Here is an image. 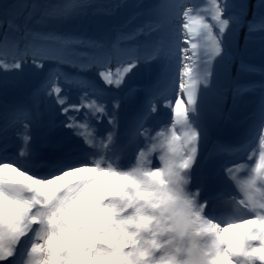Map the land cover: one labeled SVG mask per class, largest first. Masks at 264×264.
Returning a JSON list of instances; mask_svg holds the SVG:
<instances>
[{
  "label": "clouds",
  "instance_id": "9594fccd",
  "mask_svg": "<svg viewBox=\"0 0 264 264\" xmlns=\"http://www.w3.org/2000/svg\"><path fill=\"white\" fill-rule=\"evenodd\" d=\"M194 135L173 114L126 166L106 144L43 175L31 161L0 163V232L28 238L23 264H264L253 239L264 236V141L229 175L226 209L209 215L189 187Z\"/></svg>",
  "mask_w": 264,
  "mask_h": 264
},
{
  "label": "rangeland",
  "instance_id": "374dc122",
  "mask_svg": "<svg viewBox=\"0 0 264 264\" xmlns=\"http://www.w3.org/2000/svg\"><path fill=\"white\" fill-rule=\"evenodd\" d=\"M252 1L253 4L257 5L255 7L258 12H253L249 20L247 18L252 10ZM47 2L48 0H20L17 2L11 0L10 7L6 12L7 16L5 17V13L0 16V19L5 21L3 26H0V36L3 32L8 31L7 20L9 19H12L21 29L39 35L35 38L29 36L27 39H20L19 33L10 31V39L7 44H4V41L0 39V44H4L5 47V55L0 62H12V56L16 51L23 52L26 45L30 48L41 45L55 48L65 60L71 62L59 63L56 60L45 59L42 61L43 68H37L32 63L31 55H29L26 57L23 72H7L9 77L18 76V78L9 85L6 91L0 89V125L3 124L0 127V152H4L7 148H19L21 146L25 125H27L29 133L36 132L37 126L28 118L29 109L36 112L32 115H36L37 124L40 122L49 129V125L45 124L49 123V119L44 120V117L47 116L48 111L52 113L57 107H60L54 103L55 94L52 97H47L45 94L42 97L33 98L32 93L38 85L44 82L50 72L58 71L61 74L58 81L59 86L62 87V94L66 93L70 101L79 103L84 91H88L92 93L89 99H96L98 103L104 105L109 113L114 115L118 109L114 110L112 107L114 101L107 98V88L123 93L124 90L135 87L136 84L142 85L146 76L151 77L153 67L161 62L160 56L155 51L156 48L161 45L167 47L170 34H174L177 28L180 33V42L188 51L187 53L182 51L179 53L182 63L176 65L177 70L173 74L175 95H180L182 99H186L179 89V69L183 67L184 63L195 70L203 69L211 61L212 75L209 85L207 88H204L203 85L200 86L197 113L192 117L193 122L204 133L200 142L205 140L204 145L208 142L209 146H215L224 151L222 146L218 147L209 141L211 138L207 139V132L219 136L233 131L239 121L242 120L241 114L252 115L250 111L253 104L260 97L262 98V94L264 95V24H262L264 23V0H251V2L239 7L232 5V0H215V4H221V6L225 2L222 17L229 20V25L222 36L220 56H214L211 43L205 44L201 38L204 25L208 26V30L213 35L219 34L220 25L214 19L216 8L213 0H167L170 4L184 5L192 9L188 21L192 29L191 32L182 26L184 21L182 11L179 19H177L175 16H167L159 10V5L165 3L166 0H89L85 1L86 3L83 4L85 6L82 5L78 10L73 9L67 14H63L65 10L55 13L54 24L50 22L47 24L45 22L46 17H44L46 14L41 12V6L46 5ZM126 9H130V11L126 12ZM27 11L28 13L25 15ZM102 14L110 17L112 24L114 20L121 22L123 18H126L127 20L123 25L129 27L130 34L124 35L121 33V29L112 25L103 32L101 20L104 16ZM86 29L92 30V34L91 32L88 34ZM48 33L81 38L85 43L67 46L59 43L46 44L39 36ZM88 41L103 46L97 47L95 44L87 43ZM193 45L196 47L194 48ZM149 55L154 56V59L149 64H145L143 58ZM129 56H137L141 60L136 68L126 74L121 87L116 88L114 85L106 84L99 72L101 70L111 71L115 77L118 68L123 71V68L127 66L126 61ZM102 62H106L108 65L104 69L100 67ZM82 64L88 65V67L81 68L80 65ZM4 74L5 70H0V77H3ZM97 79L98 85L95 87ZM164 84V80L161 79L158 87L154 89L161 90L164 95L161 105L168 102L167 97L173 96L172 85L170 84L168 89H164ZM143 89L147 88L137 89L132 98L128 102H124L125 107L134 105L136 94ZM49 99L53 100L52 109L54 110L48 106L47 101ZM17 102L24 103L27 115L23 112L13 111V105ZM145 103L149 111L151 105L155 104L152 99ZM171 103L174 105V98ZM247 109L250 111H246ZM91 112L92 110L84 108L80 114L81 121L84 124L91 122L93 128L102 130L101 135H95L91 125L89 131L93 133L94 138L100 137L98 141L103 138V144H105L111 131L104 129L103 125L108 123L112 117L105 115L98 120L99 114L93 116ZM85 113H88L87 117H85ZM154 114H151V118ZM55 116L56 113L53 118ZM256 119L257 131L255 136H252V141L249 140L246 145L249 143L248 152L250 153L253 147L250 144L256 140V145L253 143L255 145L253 150L256 151L254 155L259 156L260 145L264 141V108L261 109L259 120ZM134 120L135 117L132 123ZM15 121L16 123H14ZM202 121L204 124L209 123L210 125L206 127L201 123ZM229 129L232 130L228 131ZM84 131L87 133L86 130Z\"/></svg>",
  "mask_w": 264,
  "mask_h": 264
},
{
  "label": "snow or ice",
  "instance_id": "6c2138e0",
  "mask_svg": "<svg viewBox=\"0 0 264 264\" xmlns=\"http://www.w3.org/2000/svg\"><path fill=\"white\" fill-rule=\"evenodd\" d=\"M215 4V0H213ZM224 5L215 4L216 13L214 19L220 25L219 34L213 35L211 31L208 30V26L204 25V31L201 38L204 40L205 44L211 43L213 48V55L220 56L222 52L221 41L222 36L225 33V29L229 25L228 19H222V14L224 12ZM10 5L0 3V14L7 12ZM119 7V5H117ZM70 9H65L63 14H67ZM159 10L167 16H175L179 19L180 12L183 13V28L191 32V27L189 24L190 14L192 9L184 5H174L167 2L159 5ZM5 23L4 20L0 19V26H3ZM264 24V23H262ZM8 31L3 32L0 39L4 41V44L9 42V32L16 31L20 34V39H27L29 36L35 38L39 34H34L29 32L26 29H21L12 19L7 20ZM39 38L47 43H59L62 45H71V44H82L85 43L81 38L67 36V35H58L56 33H48ZM89 44H95L97 47H102L103 45L97 44L93 41H88ZM4 44H0V61H2L3 56L5 55ZM15 46V44H13ZM195 48L196 46L193 45ZM156 53L160 56L161 62L158 66L159 77L164 80L165 87H168L169 84L173 87V96L167 97V103L165 108L170 113V118L175 114L176 122L187 126L194 131V139L198 143L204 135L202 129L198 128L197 125L193 122L192 117L197 113V106L199 102V93L200 86L203 85L204 88H207L209 85L211 72V61L203 69H191L187 63L183 64V67L179 69V89L182 96L186 99H182L180 95H175L174 92V77L173 74L177 70L176 65L182 63V58L179 53L182 51L187 53L188 49L183 47L180 42V33L179 29L175 30L174 34H170L169 43L167 47L161 45L156 48ZM31 55L32 63L36 65L37 68H43L42 61L45 59L56 60L59 63H70L71 61L65 60V58L59 54V52L52 47H45L43 45L39 47H29L25 46L23 52L19 50L12 56V62L4 63L0 62V70H5L3 77H0V89L7 90L9 85L14 82L17 77H9L7 72L17 71L23 72L24 64L26 63V57ZM144 63L149 64L153 61L154 56L149 55L144 57ZM186 59V57H185ZM141 58L137 56H129L127 58V66L123 68V71H120L119 68L115 73V77L111 71L101 70L99 72L100 77L104 80L106 84L114 85L116 88H120L124 83L126 74L130 73L132 69L136 68L140 63ZM39 62V63H38ZM108 65L106 62H102L100 67L102 69L106 68ZM81 68H86L88 65H80ZM60 75L58 71L50 72L48 77L44 80L43 83L38 85L35 91L32 93V97H42L46 94L47 97L54 96V103L59 105L60 114L64 117L59 123H53L49 127L47 133L46 145L52 149V155L49 157L50 160H56L57 163L53 165L55 170L60 168L70 167L73 164L78 163H87L88 157L96 154V143L93 139L92 133H85L84 128L88 127L82 121L78 119V114L81 113L82 109L88 108L92 110L91 114L97 117L98 120L102 119L103 116L108 115L112 117L109 119L108 123H115V117L113 113H109L102 103H98L96 99H89L92 93L84 91L83 95L80 97L79 103H72L68 95L62 94V87L59 86ZM65 79H67L65 77ZM137 92L135 87L129 88L127 92L122 97L115 98L113 102V109H118L121 103L128 102L134 93ZM174 98V105L171 103V100ZM148 101V95L145 96V102ZM48 106L52 109L53 100L49 99L47 101ZM54 110V109H52ZM14 112H23L27 115V109L24 103L17 102L13 105ZM159 107L156 104H152L150 111L148 110L146 103H141L137 106V111L135 114L134 123L137 127H144V121L151 119V114L158 113ZM75 113V115L73 114ZM85 117L88 116V113L84 114ZM169 122V121H168ZM167 123L156 124L145 128V134L150 139L152 131H155L156 127L161 125H167ZM64 129L69 131L65 132ZM95 135H101L100 131H96ZM83 137L81 140L80 138ZM107 141L109 142L108 147L112 146L113 135L109 133L107 136ZM103 144V138L100 142ZM36 137L29 133L27 130V125H25V131L22 134V143L21 146L14 153H8L6 150L0 152V163H9L21 165L24 161H33L36 158ZM75 162H71L72 160ZM208 207V202L205 201ZM207 210V209H206ZM259 239L262 246H264V236L258 235L253 237V239ZM28 238L22 237L20 232L9 231L7 233L0 232V264H23V257L25 253V248L27 245ZM250 245L246 243L244 247H249Z\"/></svg>",
  "mask_w": 264,
  "mask_h": 264
},
{
  "label": "bare ground",
  "instance_id": "6f19581e",
  "mask_svg": "<svg viewBox=\"0 0 264 264\" xmlns=\"http://www.w3.org/2000/svg\"><path fill=\"white\" fill-rule=\"evenodd\" d=\"M252 11H250V14H249V16L250 15H252ZM98 79L95 81V87H97V85H98ZM146 82H147V80H143L142 81V85L144 86L145 84H146ZM170 87V84L168 85V87H165V84H164V88H169ZM163 93L160 95V98H163ZM138 97H140V96H138V95H136V98H138ZM107 98L108 99H110L111 101H114L115 100V98H117V96L115 95V94H109V95H107ZM136 100H138V99H136ZM135 100V101H136ZM260 105V106H259ZM163 106L165 107V104H163ZM121 107V106H120ZM119 107V108H120ZM163 107V108H164ZM118 108V109H119ZM241 108V107H240ZM264 108V95L262 94V98L260 97L257 101H256V103H254L253 104V108H251V111L249 110V109H247L246 111H250V113L252 114V115H248V114H241V117H242V120L241 121H239V123L237 124V126H239V127H237V126H235V127H237V128H235L232 132H237V131H241V132H243L244 134H245V136H247L248 137V139H253L252 138V136H255V133H256V131H257V123H256V121H255V119L256 118H258V119H256V120H259V116H260V112H261V109H263ZM117 113V111H115L114 112V115ZM58 117H61L62 115L60 114V111H58ZM118 114L120 115V113L118 112L117 113V116H118ZM62 118H64L63 116H62ZM245 121V122H244ZM201 123H203V121L201 122ZM204 124V123H203ZM85 125H87L88 127H86V128H84V130H86L87 132H89V130H90V126L92 125V123L90 122V123H85ZM210 124L209 123H205L204 124V126H209ZM132 127H137V125H134V123L132 124ZM137 128H139V127H137ZM142 128H144V127H142ZM213 129L211 128V131H212ZM230 130H232V129H230ZM208 131V130H207ZM128 132H130V131H128ZM156 132V131H155ZM155 132H153V133H151V137L155 134ZM131 133V132H130ZM216 133V132H215ZM101 134H102V132H101ZM132 136V135H131ZM206 136H208L207 137V139L209 140V138H211V140H209V141H211L212 143H214V144H216V145H220L221 144V136L219 137V136H217V135H215L214 133H212V132H207V135ZM223 136V135H222ZM257 136V135H256ZM143 137L144 138H146V140L145 141H147L149 138L146 136V134L143 132ZM226 137H227V135H226ZM41 140H42V138H41ZM106 140V139H105ZM203 142H200L199 141V143H198V145H199V147H198V153L199 152H203V151H205V152H211V151H214L216 148L214 147L213 149H212V146L210 145L209 146V143L207 142L205 145H204V141L205 140H202ZM214 141V142H213ZM252 141V140H251ZM101 142V140L100 141H97L96 142V146H100V143ZM253 143L256 145V140H253ZM253 143H251L250 145H252L253 147H252V149H251V152H250V154L248 155V145H249V143H248V145H246V144H244L242 147H241V150H239L240 149V146L241 145H239L238 147H237V149H235L236 151H238L239 150V152H242V153H245V155L247 154L248 156H246V159H248V158H250V157H254L253 155L255 154V150H253L254 148H255V145L253 144ZM105 144L106 145H109V142L106 140L105 141ZM206 145H208L209 147H208V150L209 151H206L204 148H205V146ZM246 146V147H245ZM224 147H225V144H224ZM202 148V149H201ZM258 147L256 146V149H257ZM111 149V150H110ZM113 149H114V147L112 148V146L111 147H109V152H112L113 151ZM200 149H201V151H200ZM253 150V151H252ZM201 152V153H202ZM244 161V158L243 159H240L239 160V162H243ZM220 162H225V160H224V158L220 155V153H218L217 151H214L211 155H210V157H208V159L206 160V163H205V165H206V168L209 170V171H215V169H217L218 167H219V164H220ZM247 165H249L248 163H247ZM126 166V165H125Z\"/></svg>",
  "mask_w": 264,
  "mask_h": 264
},
{
  "label": "trees",
  "instance_id": "16d2710c",
  "mask_svg": "<svg viewBox=\"0 0 264 264\" xmlns=\"http://www.w3.org/2000/svg\"><path fill=\"white\" fill-rule=\"evenodd\" d=\"M17 1H20V0H16V2ZM85 1H89V0H48L46 5L41 6V9H42L41 12L46 14V16H44V17H46V21L45 22L47 24H49V22L54 24L53 17L55 16V13H57V12L59 13V12L65 10V9H70L69 11H73V9H77L78 10L79 7H81L83 4L86 3ZM10 2H11V0H0V3L7 4V5H9ZM248 2H251V0H234V2L232 0L231 4L232 5H237V7H239L240 5H244V4L248 3ZM252 5H253L252 7L256 6V4H253V1H252ZM83 6H85V5H83ZM256 7L254 8V10H255V12H258ZM55 10H57V11H55ZM129 11H130V9H126V12H129ZM102 12H103V10H102ZM27 13H28V11L25 12V15H27ZM3 14L4 13L0 14V16H2ZM5 14H6V12H5ZM102 15L104 16L103 20H101V23H102V26H103L102 27L103 28V32L107 31V29L109 27H111V25H112V26H115L116 28L121 29L122 30L121 31L122 34H124V35H129L130 34L129 27L123 25L125 23V21L127 20L126 18H123L121 20V22H120V20H114L113 24H112L110 17H108L106 14H102ZM222 19H223V17H222ZM86 32L88 34H90V32H91V34H92V30H90V29H86ZM250 61L252 62L253 59L250 60Z\"/></svg>",
  "mask_w": 264,
  "mask_h": 264
},
{
  "label": "water",
  "instance_id": "95a60500",
  "mask_svg": "<svg viewBox=\"0 0 264 264\" xmlns=\"http://www.w3.org/2000/svg\"><path fill=\"white\" fill-rule=\"evenodd\" d=\"M252 12H255L254 7H252ZM251 17H252V15H250L247 19L250 20ZM256 123H257V122H256ZM257 124H258V123H257Z\"/></svg>",
  "mask_w": 264,
  "mask_h": 264
}]
</instances>
